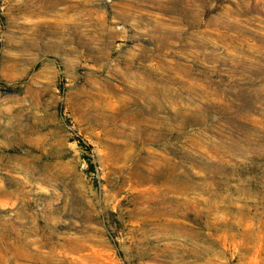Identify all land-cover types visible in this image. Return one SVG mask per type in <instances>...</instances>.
I'll return each instance as SVG.
<instances>
[{
	"label": "rangeland",
	"instance_id": "374dc122",
	"mask_svg": "<svg viewBox=\"0 0 264 264\" xmlns=\"http://www.w3.org/2000/svg\"><path fill=\"white\" fill-rule=\"evenodd\" d=\"M53 1L0 0V264H264V0Z\"/></svg>",
	"mask_w": 264,
	"mask_h": 264
},
{
	"label": "trees",
	"instance_id": "16d2710c",
	"mask_svg": "<svg viewBox=\"0 0 264 264\" xmlns=\"http://www.w3.org/2000/svg\"><path fill=\"white\" fill-rule=\"evenodd\" d=\"M85 159H87V161H88L87 163L89 164V167H90L92 170H94V164L90 162L89 157L86 156Z\"/></svg>",
	"mask_w": 264,
	"mask_h": 264
},
{
	"label": "bare ground",
	"instance_id": "6f19581e",
	"mask_svg": "<svg viewBox=\"0 0 264 264\" xmlns=\"http://www.w3.org/2000/svg\"><path fill=\"white\" fill-rule=\"evenodd\" d=\"M49 2H50V3H53V2H55V1H53V0H49Z\"/></svg>",
	"mask_w": 264,
	"mask_h": 264
}]
</instances>
